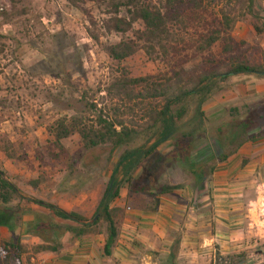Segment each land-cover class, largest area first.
Returning <instances> with one entry per match:
<instances>
[{"label": "rangeland", "instance_id": "rangeland-1", "mask_svg": "<svg viewBox=\"0 0 264 264\" xmlns=\"http://www.w3.org/2000/svg\"><path fill=\"white\" fill-rule=\"evenodd\" d=\"M8 1L0 16V171L23 197L56 205L81 221L92 220L93 204L102 197L125 148L113 154L109 145L85 151L74 134L64 141L60 162H54L45 150L48 126L62 117L92 120L94 105L128 125L143 127L149 107L161 106L178 83L195 82L208 70L215 75L227 71L230 56L223 55L222 42L210 48L205 43L213 29H221V14L231 20L229 33L238 45L231 56L264 67V32L254 31V26L264 27V0H177L179 8L167 23V33L152 42L142 34L141 21L128 28L110 19L129 21L124 6L129 1L163 13L166 0ZM118 45L127 53L120 61L106 54V49ZM123 72L130 79L153 78L161 87L156 92L136 89L117 95L110 87ZM244 77L215 78L202 106L205 138L195 146L192 160L206 159L209 151L213 159L205 160L206 171L222 153L217 128L241 120L247 108L260 105L227 99L226 92ZM193 114L191 106L189 117ZM6 149L13 160L5 157ZM167 152L168 148L158 154ZM159 157L148 163L156 170L160 187L192 184L184 163L156 165ZM32 181L38 183L36 189L28 186ZM16 205L38 209L19 200L7 207ZM101 226L98 230L103 232Z\"/></svg>", "mask_w": 264, "mask_h": 264}, {"label": "trees", "instance_id": "trees-1", "mask_svg": "<svg viewBox=\"0 0 264 264\" xmlns=\"http://www.w3.org/2000/svg\"><path fill=\"white\" fill-rule=\"evenodd\" d=\"M4 2L9 7L10 2L8 0H4ZM166 4L167 9L162 13L129 1L128 5H124L129 21L117 17L110 19V21L117 26L124 25L128 28H131L132 23L141 21L144 25L142 34L147 41H157L167 33V23L175 18L174 15L177 14L179 8L176 6L177 0H166ZM117 13L118 9L116 8ZM220 20L218 26H221V29H213L205 43L206 47L210 48L217 41L222 42L223 55L230 56L228 64L225 63L227 71L215 75L208 70L195 82L188 84L173 83L177 84L176 88L174 92L164 97L162 105L149 107L146 119L143 117L145 121L143 127L128 125L121 119L105 113L104 110H97L94 105H90L91 109L94 110L92 120L87 121L83 117H62L47 127L49 145L45 150L54 162H60L64 150L63 143L74 134L79 137L81 148L85 151L109 145L113 154L115 151L125 148L119 155L107 187L98 202L92 217V219L94 217L97 219L92 224H80V220L56 205L23 197L8 178L2 179L5 174L0 171V227L6 228L11 233H16L19 227L25 226L27 236L38 237L42 241L41 245L32 249L35 254L57 252L66 248L67 245H63L59 241L67 235L70 242H73L102 234L98 230L99 225L104 227L103 231L106 233L107 241L111 244L115 240L116 229L114 224L115 212L110 209V205L119 198V192L123 185L128 186L130 192L139 194H151V192L166 194L178 188L159 186L156 170H153L148 163L151 158L160 156L156 160V165L164 161L166 163H184L187 173L192 178L191 185L196 192L203 190L205 182L217 164L224 162L245 143L263 138L264 102L252 109L247 108L245 116L241 120L233 119L234 121L229 125L225 124L217 128L216 139L222 153L213 161L212 167L208 171H206L205 160L213 159V157L210 158L209 151L210 157L207 155L204 157L206 159L202 161L192 160L195 146L199 145L205 138L203 128L205 117L202 106L212 92L215 78H218L219 81H226L230 76L249 74L264 77V67L251 66L248 62L231 56L238 49V45L229 33L231 20L224 14H221ZM114 28L117 29V27ZM254 31L261 34L264 32V27L254 26ZM121 47L118 45L106 49L107 56L120 61L127 56ZM173 73L176 75L175 71ZM173 80L171 79L168 84L172 83ZM160 87L153 78L130 79L123 72L110 88L117 95H124L126 92H133L136 89L156 92ZM191 106L194 107V114L189 117ZM185 128L189 129L184 130ZM142 139L143 141H140ZM166 148L169 149V152L163 156L158 154L159 150L162 151ZM226 148L228 150H225ZM4 153L8 160H13L14 156L10 155L8 149ZM37 185L36 181L28 184L33 189H36ZM14 200L32 204L38 210L22 209L19 205L13 208L7 207ZM25 254L26 250L18 240L6 244L0 249V255L4 256L5 264H26Z\"/></svg>", "mask_w": 264, "mask_h": 264}, {"label": "crops", "instance_id": "crops-1", "mask_svg": "<svg viewBox=\"0 0 264 264\" xmlns=\"http://www.w3.org/2000/svg\"><path fill=\"white\" fill-rule=\"evenodd\" d=\"M245 76L227 99L264 102V77ZM110 209L111 244L104 231L73 242L67 235L59 241L66 248L35 254L42 241L21 226L16 233L0 227V249L18 240L26 264L31 256L39 264H264V137L217 164L201 191L181 185L166 194H139L126 186Z\"/></svg>", "mask_w": 264, "mask_h": 264}, {"label": "built area", "instance_id": "built-area-1", "mask_svg": "<svg viewBox=\"0 0 264 264\" xmlns=\"http://www.w3.org/2000/svg\"><path fill=\"white\" fill-rule=\"evenodd\" d=\"M8 7L5 4L4 0H0V15L4 14L7 11ZM27 264H39L34 257H30Z\"/></svg>", "mask_w": 264, "mask_h": 264}, {"label": "water", "instance_id": "water-1", "mask_svg": "<svg viewBox=\"0 0 264 264\" xmlns=\"http://www.w3.org/2000/svg\"><path fill=\"white\" fill-rule=\"evenodd\" d=\"M2 179L5 180V177L3 176ZM96 219L97 217H94L91 221H81L80 220V224H92Z\"/></svg>", "mask_w": 264, "mask_h": 264}]
</instances>
